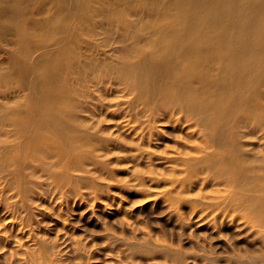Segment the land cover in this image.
Returning <instances> with one entry per match:
<instances>
[{
    "label": "bare ground",
    "instance_id": "6f19581e",
    "mask_svg": "<svg viewBox=\"0 0 264 264\" xmlns=\"http://www.w3.org/2000/svg\"><path fill=\"white\" fill-rule=\"evenodd\" d=\"M157 122L177 132L164 194L179 205L191 186L211 182L224 194L195 197L190 212L211 217L219 236L235 228L224 244L232 254L208 245L192 264H264L254 244L259 237L264 248V0H0L6 223L25 231L16 215L32 187L64 200L91 184L113 128L163 139ZM242 232H252L243 252L234 242ZM130 247L125 264L156 253ZM58 260L42 245L26 263Z\"/></svg>",
    "mask_w": 264,
    "mask_h": 264
},
{
    "label": "rangeland",
    "instance_id": "374dc122",
    "mask_svg": "<svg viewBox=\"0 0 264 264\" xmlns=\"http://www.w3.org/2000/svg\"><path fill=\"white\" fill-rule=\"evenodd\" d=\"M155 128L166 136L146 137L143 142L138 141L135 129L113 128L112 148L100 151L97 160L101 164H93L90 168L96 172L86 174L91 176V184L81 183L77 194L67 192L64 200L59 194L50 199L49 194L32 187L29 208L16 215L18 219L24 217L23 233L18 224L6 223L11 211L0 206V264H27L32 248L42 245L55 252L59 259L56 264H125L130 246L141 243L156 253H151L152 249L139 251L135 255L138 264H171L166 261L167 251L169 257L178 252L180 256L172 258L192 264V256L208 245L215 246L222 256L232 254L224 244L234 226L222 228L219 236L214 233L211 217L190 212L192 199L222 195L220 187L197 182L186 192L191 199L179 205H173L164 194L171 173L167 154L176 143L177 132L162 122ZM13 198L11 195L9 200L14 202ZM251 233L242 232L234 241L241 252L248 247L245 240ZM254 244L264 249L259 237ZM196 264H202L200 258Z\"/></svg>",
    "mask_w": 264,
    "mask_h": 264
}]
</instances>
